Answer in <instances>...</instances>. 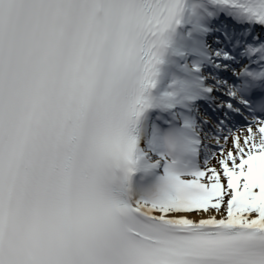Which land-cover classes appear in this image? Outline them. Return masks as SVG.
Returning a JSON list of instances; mask_svg holds the SVG:
<instances>
[{
    "label": "snow or ice",
    "instance_id": "6c2138e0",
    "mask_svg": "<svg viewBox=\"0 0 264 264\" xmlns=\"http://www.w3.org/2000/svg\"><path fill=\"white\" fill-rule=\"evenodd\" d=\"M0 264H264V0H0Z\"/></svg>",
    "mask_w": 264,
    "mask_h": 264
}]
</instances>
